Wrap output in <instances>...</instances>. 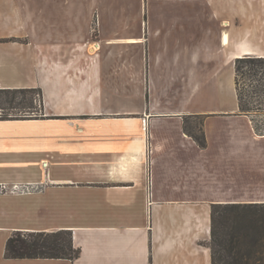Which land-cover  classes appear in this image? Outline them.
<instances>
[{
  "label": "crops",
  "instance_id": "1",
  "mask_svg": "<svg viewBox=\"0 0 264 264\" xmlns=\"http://www.w3.org/2000/svg\"><path fill=\"white\" fill-rule=\"evenodd\" d=\"M205 3L169 53L164 4L0 0V90L41 92L0 120V264H211L212 205L264 204V134L233 74L264 57V0ZM60 230L76 259L4 258L12 233Z\"/></svg>",
  "mask_w": 264,
  "mask_h": 264
},
{
  "label": "trees",
  "instance_id": "2",
  "mask_svg": "<svg viewBox=\"0 0 264 264\" xmlns=\"http://www.w3.org/2000/svg\"><path fill=\"white\" fill-rule=\"evenodd\" d=\"M233 74L239 111L251 116L255 131L264 134L252 118L253 112L264 111V57L236 58ZM35 102L41 106L40 90H0V120L35 114ZM6 110L24 113L6 114ZM209 247L211 264H264V204L212 205ZM78 255L67 230L14 232L4 246L6 259L74 260Z\"/></svg>",
  "mask_w": 264,
  "mask_h": 264
},
{
  "label": "rangeland",
  "instance_id": "3",
  "mask_svg": "<svg viewBox=\"0 0 264 264\" xmlns=\"http://www.w3.org/2000/svg\"><path fill=\"white\" fill-rule=\"evenodd\" d=\"M143 0H119L120 4H139ZM148 1V0H146ZM176 0H150L151 5H154L155 7H158L159 4L166 5L167 11L158 12L163 15L161 17L159 16V19L163 21L165 25V41H166V51L169 53H173L175 49V37L182 34L184 45L187 47L190 45V41L195 38L198 34L200 35L199 29L206 28L207 24L209 22V18L207 17V5L205 3V0H182L183 4V11H182V24L183 27L175 26V21L178 18H175L174 16V4ZM154 12L152 11L151 20H154L153 16ZM178 21V20H177ZM163 38V37H162ZM153 50V48H152ZM188 71H191L189 69ZM191 77L188 76V79ZM255 85V83H254ZM185 91V90H184ZM188 91V90H187ZM227 92L228 90L226 88H221L220 90L218 88H209L208 90H201L198 93V97H205V98H227ZM196 93V92H195ZM194 93V94H195ZM36 109L34 110V113L38 111L39 104L38 102H35ZM4 113H24L18 110L12 111H4ZM252 118L258 122V124L264 128V111L263 112H253ZM189 130L197 133V130L194 128H191V125H189Z\"/></svg>",
  "mask_w": 264,
  "mask_h": 264
},
{
  "label": "built area",
  "instance_id": "4",
  "mask_svg": "<svg viewBox=\"0 0 264 264\" xmlns=\"http://www.w3.org/2000/svg\"><path fill=\"white\" fill-rule=\"evenodd\" d=\"M14 188H16V191H19V192L28 191L30 189V188H19L17 186H15Z\"/></svg>",
  "mask_w": 264,
  "mask_h": 264
}]
</instances>
